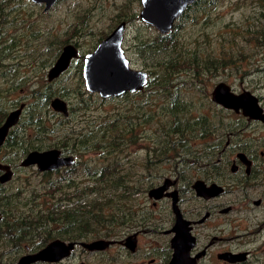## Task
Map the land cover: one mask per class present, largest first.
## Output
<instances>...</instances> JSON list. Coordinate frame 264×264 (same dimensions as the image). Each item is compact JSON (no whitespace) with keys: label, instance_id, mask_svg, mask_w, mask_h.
<instances>
[{"label":"rangeland","instance_id":"374dc122","mask_svg":"<svg viewBox=\"0 0 264 264\" xmlns=\"http://www.w3.org/2000/svg\"><path fill=\"white\" fill-rule=\"evenodd\" d=\"M141 2L57 0L47 10L31 0H0V125L16 103L27 104L0 147V164L11 171L0 183V264H15L53 240L80 239L117 245L94 255L77 247L57 264L167 263L170 202L153 206L148 192L160 186L166 171L175 179L172 159L182 160L175 167L180 172L193 158L207 164L233 159L227 140L262 171L249 182L217 180L227 194L210 202L181 190L185 175L179 181L180 209L191 221L215 213L192 231L199 248L216 238L209 258L199 264L216 262L225 240L237 236L243 240L234 239L229 247L253 252L245 264H264V205L251 204L264 200V187L255 188L264 186V124L210 99L213 88L226 83L233 93L253 94L264 113V0H195L164 34L140 20ZM121 22H126L122 48L129 65L146 72L148 80L141 93L103 98L86 90L83 60ZM67 45L75 46L79 57L48 82ZM53 98L63 102L64 111L49 104ZM53 149L71 156L73 164L43 173L21 167L28 153ZM205 167H191L196 179ZM208 171L211 177L202 180L215 181ZM222 207L249 211L233 221L234 213L218 214ZM160 215L170 225L160 229ZM138 233L131 256L123 243Z\"/></svg>","mask_w":264,"mask_h":264},{"label":"water","instance_id":"95a60500","mask_svg":"<svg viewBox=\"0 0 264 264\" xmlns=\"http://www.w3.org/2000/svg\"><path fill=\"white\" fill-rule=\"evenodd\" d=\"M37 4H44L46 9L52 7L57 0H31ZM195 0H142V9L139 18L144 23L154 27L159 33H167L177 17L194 3ZM125 23H120L106 38H104L95 50L84 57L83 78L86 90L97 93L103 98L120 96L124 93L141 91L148 80V74L130 67L128 59L122 48ZM77 57L76 49L67 45L63 48L53 67L48 72V80H53L67 70L72 59ZM212 102L235 113L241 112L244 117L252 120L264 121V113L259 106L258 99L248 91L239 94L233 93L226 83L217 84L211 92ZM55 110L64 111V104L59 98L52 101ZM21 110L11 112L0 126V146L3 143L8 130L13 127L19 118ZM242 162L246 157L237 156ZM74 159L71 156H63L58 150L43 152L32 151L23 159L22 167H35L38 172H48L71 166ZM0 169L6 174L0 178L1 182L9 180L11 171L8 166L0 165ZM167 183L149 190L148 196L155 201L160 200L168 188ZM194 189L197 196L211 199L223 190L216 184L206 185L203 181H196ZM174 198L176 192L172 193ZM173 198V202L175 199ZM202 222V221H201ZM173 238L171 247L173 250L169 264H196L199 256H190V250L194 247V238L190 234L189 223L177 212L176 223L171 230ZM137 234L129 236L125 245L131 251L137 247ZM113 242L96 240L88 244H81L85 249L101 251L107 249ZM75 247L73 242L53 240L36 253L21 257L16 264L56 263L68 257ZM246 253H223L220 259L234 263L242 261Z\"/></svg>","mask_w":264,"mask_h":264},{"label":"flooded vegetation","instance_id":"af4514ba","mask_svg":"<svg viewBox=\"0 0 264 264\" xmlns=\"http://www.w3.org/2000/svg\"><path fill=\"white\" fill-rule=\"evenodd\" d=\"M37 4V3H36ZM51 8V7H50ZM47 10H49V9H47ZM122 23V22H121ZM125 23V28H126V22H124ZM119 25V24H118ZM117 25V26H118ZM116 26V27H117ZM115 27V28H116ZM124 33H125V29H124ZM124 33H123V39H124ZM122 47H123V41H122ZM74 48L77 50V48L74 46ZM78 51V50H77ZM62 52V51H61ZM60 52V53H61ZM60 55V54H59ZM79 56H78V52H77V57L76 58H74V59H72V60H76L77 58H78ZM47 80H48V74H47ZM52 80H48V82H51ZM144 88H146V86H144L143 87V89L141 90V91H137V92H139V93H141V92H143V90H144ZM129 94H133V93H130V92H128ZM135 93V92H134ZM211 99V98H210ZM53 100H54V98H53ZM53 100H50L49 101V104L51 103V106H52V101ZM26 107H27V104L25 103V102H23V100L22 101H19V103H16V105L14 106V108L11 110V111H9L8 113H7V116L11 113V112H14L15 110H18V109H20L21 110V112H20V114H19V118H18V121H17V123L13 126V127H11L9 130H8V133H7V135H6V137H5V139H4V141H3V143L1 144V146L5 143V141H6V139H7V136L10 134V132H11V130L16 126V125H18V123L20 122V119H21V117H22V114L24 113V111L26 110ZM225 109V108H224ZM226 111H230V110H227V109H225ZM230 112H232V113H234L235 115H237V116H242V117H244L242 114H241V112H239V113H235V112H233V111H230ZM6 116V117H7ZM244 118H246V119H249L248 117H244ZM6 119V118H5ZM249 120H251V121H254V122H259V123H261V124H264V121H262V120H252V119H249ZM5 121V120H4ZM4 123V122H3ZM2 123V124H3ZM1 124V125H2ZM0 125V126H1ZM199 139L201 140V138L199 137ZM206 139H211L210 138V135H207V137H206ZM204 140V139H203ZM206 143H208V141H206V142H203L201 145H206ZM181 144V142H179L178 143V145H180ZM0 146V147H1ZM207 146V145H206ZM227 148H230V153L233 155L234 154V158L233 159H227V160H224V163L222 164L220 161H218L216 164H213V163H210V164H207L204 160H201V159H199V158H193V162H186L183 166H185L183 169H182V171L180 172V169L179 168H175L176 166H179V164H180V162H182V160H180V161H178L177 162V160L176 159H172V160H170V163H171V166H172V170L175 172V179H173L172 180V178H170V177H168L167 176V171L165 172V174H163V176L160 178V180H161V182H160V186H162V185H164L165 183H167V184H169L168 185V188H167V190L163 193V195H162V197L160 198V200H158V201H155V200H153L152 198V200L154 201L153 202V206H155V205H157L156 203L157 202H159L160 201V204L161 203H163L164 201H166V203H169L170 202V214H171V223H172V225H171V228L170 229H166L165 231H164V233H165V235H172V237H171V239H170V250H171V255H170V257L168 258V261H167V263H165V264H169L170 263V260H171V258H172V253H173V250H172V247H171V240H172V238H173V233H172V229H173V227H174V225H175V223H176V220H177V212H179V214L180 215H182V218L185 220V221H187L188 223H189V228H190V234H191V236L194 238V247L190 250V256H192V257H195L196 255L197 256H199L198 258H197V260H196V264H199L200 262H201V260L202 259H204V258H206L207 257V255H208V258H209V255H210V253H209V249H211V247L214 245V243L216 242V240H214V239H216V238H212L213 240L209 243V244H207L205 247H203V248H199V246H198V241H197V239H196V237L193 235V233H192V231H193V228H194V225H200V224H198V223H201V221L203 222V221H209L210 220V218L215 214V213H212V212H206V213H204V215L199 219V220H197V221H191V220H188L185 216H184V214L181 212V209H180V193H181V191H180V189H179V181H182V180H186L185 179V175H187L186 177H188V180H187V184H186V186H184L183 188H181V190H184V192L186 193V194H192V193H194V195H195V197H197V199L198 200H203V201H205V202H210V201H214V200H217L218 198H220V197H222L223 195H225V194H227V191H226V188H225V186L221 183V181L222 180H224V179H232V178H235V179H244L245 180V182H249V181H251L252 179H253V177H254V175L256 174V173H260L261 171H262V168H260L258 165H256L255 163V161H254V159H253V157L252 156H248L247 154H245V153H243V152H241V150H239V149H237V148H233L232 146H231V144H230V142H229V140H227V142H226V145H225ZM211 150L213 149V150H215V149H218V148H214L213 146H208ZM174 149V148H173ZM172 149V150H173ZM239 154H242V155H244L245 157H246V162H242L237 156L239 155ZM260 155L261 156H263V153L261 152L260 153ZM63 156H65V155H63ZM23 161V160H22ZM22 161H21V163H22ZM21 163H20V165H21ZM167 163H169V162H167ZM197 164H202V165H205L206 167H205V169H203V171H205V172H203V173H200V175H199V178H202V179H204V180H209V179H207V178H209V177H211L210 176V174H208V170L210 169V173L213 171V173L214 174H216V176H215V178L216 179H214L215 181H211V182H206V181H204V180H202V179H196L195 177H194V175H193V170L195 171V169H192L191 167H195ZM262 164H264V159L262 158ZM1 165V164H0ZM22 167V166H21ZM201 167V166H200ZM23 168H27V167H23ZM58 170V169H57ZM1 171H4V170H2V169H0V174H2L1 173ZM54 171H56V170H54ZM165 171V170H164ZM177 171V172H176ZM48 172H53V171H48ZM171 173V172H170ZM207 177V178H206ZM0 178H1V176H0ZM193 179H196V180H193ZM203 181L206 185H210V184H216L217 186H220L221 188H222V192L221 193H219L217 196H215V197H213V198H211V199H204L203 197H200V196H197V194H196V191H195V189H194V184H195V182L196 181ZM217 180H221V181H217ZM193 181V182H192ZM190 182H192V183H190ZM0 183H3V182H1L0 181ZM262 187H264L261 183H258L257 185H255V188H262ZM254 188V187H253ZM173 192H176V195H175V198H174V196H173ZM173 198L175 199V201L173 202ZM251 204L254 206V207H256V208H258V207H261V206H263L264 205V200H263V198H258V199H256V200H254L253 202H251ZM248 205H250V203L248 204ZM212 207V206H211ZM216 208L217 207H220V206H215ZM213 208V207H212ZM212 208H210L211 210H212ZM249 211V209L247 208V207H245V208H241L240 210H234L232 207H228L227 209H223V207L222 208H219V210H218V214H220V215H224L225 217H227L228 215H230L231 213H234L237 217L236 218H238V219H236V218H234L233 219V221H242L243 219H245V216H243V213L244 212H246V211ZM223 211V212H222ZM244 211V212H243ZM185 217V218H184ZM2 220V217H1V215H0V221ZM168 225H170V221L168 220V219H166V218H162L161 217V215H160V229L161 228H164L165 226H168ZM240 226V224L238 225V227ZM162 230H164V229H162ZM248 238H251V237H253V235L252 234H248V235H246ZM138 237H139V233H138V236H136V238H137V241H138ZM244 237V236H243ZM243 237H241V236H237V237H233V238H230V239H226L225 240V242H224V248L223 249H221L220 250V252H218L217 254H216V258H217V261L216 262H210L211 264H245V263H247V260L252 256V253L253 252H251V251H249V250H244L243 248L242 249H239V248H236V250H233L232 248H230L229 246V243H231V242H234L233 240L234 239H236V241H238V243L240 242V241H242L243 240ZM80 239V238H79ZM83 239H80L79 241H71V242H73L74 244H75V247L72 249V251L73 250H75L77 247H80L81 248V250H82V252L84 253H87V254H92V255H94V254H100V253H103V252H107L108 250H109V248L112 246H115V245H117V244H115L116 243V241H114V240H104V239H99V240H104V241H111V242H113L112 243V245H110L107 249H104V250H101V251H91V250H87V249H85L83 246H81V244H88V243H91V242H93V241H96L97 239H95V240H91V241H89L88 239H87V241H82ZM222 240V239H221ZM221 240L219 241V242H221ZM126 241V240H125ZM125 241H124V245H125ZM119 245V244H118ZM126 246V245H125ZM240 246H242V245H240ZM227 247V248H226ZM128 249V248H127ZM137 247L135 248V250L134 251H131L130 249H128L129 250V255H131V256H133L132 254H135L136 252H137ZM71 251V252H72ZM223 253H231V254H233V255H235V254H239V253H246V255H245V257H244V259L242 260V261H236V262H234V263H230V262H228V261H225V260H222V259H220L219 257H220V255L221 254H223ZM70 256V255H69ZM68 256V257H69ZM68 257H66V258H68ZM62 260H64V259H62ZM61 260V261H62ZM61 261H59V262H61ZM18 262V261H17ZM16 262V263H17ZM15 263V264H16ZM153 263V260L151 261V264ZM55 264V263H54ZM56 264H57V262H56ZM80 264H84V263H80ZM160 264H163V262L160 260Z\"/></svg>","mask_w":264,"mask_h":264},{"label":"trees","instance_id":"16d2710c","mask_svg":"<svg viewBox=\"0 0 264 264\" xmlns=\"http://www.w3.org/2000/svg\"><path fill=\"white\" fill-rule=\"evenodd\" d=\"M175 132H177V129L174 130ZM181 141V137L178 138V142Z\"/></svg>","mask_w":264,"mask_h":264}]
</instances>
